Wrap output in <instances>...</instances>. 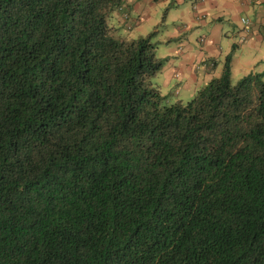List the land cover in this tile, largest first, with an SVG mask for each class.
Instances as JSON below:
<instances>
[{"label":"trees","instance_id":"obj_1","mask_svg":"<svg viewBox=\"0 0 264 264\" xmlns=\"http://www.w3.org/2000/svg\"><path fill=\"white\" fill-rule=\"evenodd\" d=\"M122 0H0V264H264V70L182 102Z\"/></svg>","mask_w":264,"mask_h":264},{"label":"crops","instance_id":"obj_2","mask_svg":"<svg viewBox=\"0 0 264 264\" xmlns=\"http://www.w3.org/2000/svg\"><path fill=\"white\" fill-rule=\"evenodd\" d=\"M126 2L137 15L155 10L158 4L164 5L163 7L168 4L174 12L173 20L185 21L187 30L178 31L175 28L169 30L173 24L169 27L161 23L159 31L156 29V32H161L163 37L164 34L171 33L167 38L178 40L177 46H188L184 53L186 61L180 60L179 66L189 65L187 68L189 83H196L197 80L190 75L191 71L196 70L205 74L199 81L206 83L212 78L209 70L219 65L220 61L223 66L227 54H230V68L234 61L237 67L246 72H260L264 69V0H126ZM241 18L247 19L248 24L241 23ZM192 27L198 29V32L193 31ZM191 31L196 34L195 41L191 39ZM181 36L183 37L180 40ZM169 69L161 67L158 72L164 79L163 90L167 89V81L174 73Z\"/></svg>","mask_w":264,"mask_h":264},{"label":"rangeland","instance_id":"obj_3","mask_svg":"<svg viewBox=\"0 0 264 264\" xmlns=\"http://www.w3.org/2000/svg\"><path fill=\"white\" fill-rule=\"evenodd\" d=\"M121 6L122 10H118L117 14L111 16L107 20L108 24L111 27L112 34L124 39H136L146 37L147 35L153 33L150 40L154 44V53L156 58H159L162 61V68H170L169 70L174 73L167 81L166 90L162 89L164 79L161 78V75L158 72L150 78L152 86H155L161 95L167 94V99L170 102H173L175 100L185 102L186 100L190 99L194 95L198 87L204 85V83H201L199 80L200 78L203 79L205 77V74L201 73L200 70H196L195 72L191 71L190 75H192V77H194L197 81L195 84L189 83L190 81H188L187 77V68L189 65L184 64V66H179L180 60H183L182 62L186 61L184 53L188 46H177L179 43L178 40L174 38V40L167 38L171 33H169L168 35L164 34L163 37L161 32H156V29L157 31H159V26L161 23H165L166 25H169V27L173 24L174 26L170 27L169 30L173 28L178 31L187 30L185 21H174V12L170 9V6H168V4L165 7H163L164 5L162 4H158V8H156L155 10L144 12L145 14L141 15L135 14L130 8V4H128L126 0H122ZM194 7L195 6H193V8ZM193 8L191 9L194 10ZM194 28L195 27H192L191 29L195 32H198V29ZM195 35L196 34L191 31V39L194 41ZM182 37L183 36L180 37V40L182 39ZM191 42L194 45L193 41ZM221 62L222 61H220L219 65L213 66L210 69L211 71L208 69L209 72H207L211 74L212 78L218 77L220 75L223 67ZM235 63L236 62L233 61L231 68L229 64L230 84H235V82L239 78L250 73L246 72V70L240 67H237ZM203 64L204 63H202V65Z\"/></svg>","mask_w":264,"mask_h":264},{"label":"built area","instance_id":"obj_4","mask_svg":"<svg viewBox=\"0 0 264 264\" xmlns=\"http://www.w3.org/2000/svg\"><path fill=\"white\" fill-rule=\"evenodd\" d=\"M241 23H243V24H248V21H247V19H245V18H241Z\"/></svg>","mask_w":264,"mask_h":264},{"label":"clouds","instance_id":"obj_5","mask_svg":"<svg viewBox=\"0 0 264 264\" xmlns=\"http://www.w3.org/2000/svg\"><path fill=\"white\" fill-rule=\"evenodd\" d=\"M241 20V19H240Z\"/></svg>","mask_w":264,"mask_h":264}]
</instances>
